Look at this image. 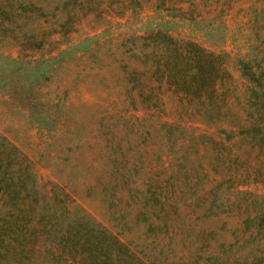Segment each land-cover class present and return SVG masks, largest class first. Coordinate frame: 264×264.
Listing matches in <instances>:
<instances>
[{"label": "trees", "instance_id": "16d2710c", "mask_svg": "<svg viewBox=\"0 0 264 264\" xmlns=\"http://www.w3.org/2000/svg\"><path fill=\"white\" fill-rule=\"evenodd\" d=\"M248 1L249 19L263 22L264 0ZM145 2L155 15L146 16L142 34L128 36V80L131 89L137 90L130 101L146 104L161 114L159 128L166 154L163 175H203L205 185L181 205L180 197L169 196L159 184L155 190L140 191L137 186H144L145 180L135 185L122 180L119 185L112 179L111 186H103L110 196L122 200L121 189L115 191L114 187L125 185L122 188L133 202L114 210L115 219L124 227L130 226L129 221L136 225L142 222L144 231L155 233L149 244L139 243L138 238L131 246L133 241H125L76 206L59 182L43 181L34 175L29 163L23 166L25 157L22 161L18 158L16 147L0 141V264H241V255L229 252L238 239L226 246L213 236V228L201 225L185 236L181 224L185 228L187 222L195 220L226 219L244 207L252 209L243 222L252 228L249 255L252 263L256 259L257 242L264 238L256 221L264 215L256 205L259 195L250 194L244 204L242 196L248 192L239 187L256 180L255 175H264L258 169L259 151L264 153V51L261 57L249 51L234 56L226 47L210 49L187 32L192 28L197 31L204 6L209 7L206 13H224L232 0H0V31L10 33L19 48L42 49L66 43V37L90 19L99 20L96 28L104 27L99 33L104 35L106 21L142 12ZM32 17H50L51 21L15 27ZM217 18L222 29V15ZM38 26L40 37L35 33ZM59 37L65 39L60 42ZM57 50L56 56L38 60L36 69L63 61L72 48ZM233 65L245 81L238 99L232 93ZM60 102L58 98L52 106ZM190 149L196 159L189 156ZM161 171L149 175H160ZM132 189L137 191L134 196ZM164 237L168 238L165 242ZM185 239L190 246L186 253H178L176 241ZM212 242L222 249L217 250Z\"/></svg>", "mask_w": 264, "mask_h": 264}, {"label": "rangeland", "instance_id": "374dc122", "mask_svg": "<svg viewBox=\"0 0 264 264\" xmlns=\"http://www.w3.org/2000/svg\"><path fill=\"white\" fill-rule=\"evenodd\" d=\"M249 5L248 0H232L231 7L224 8V13L211 14L206 13L209 7L204 6L197 31L192 28L187 32L194 33L210 49L217 51L226 47L234 56L240 51H249L261 57L264 51V27L260 26L264 21L256 23L254 18L249 19ZM150 14L155 15L150 11L149 3L145 2L142 12L136 10L124 17L106 21L107 32L104 35L99 34L104 27L96 28L99 20L90 19L69 34L66 43L48 45L42 49L19 48L15 40L9 37L10 33L4 35L0 31L1 143L10 148L16 147L18 158L25 157L23 162L29 163L34 175L42 177L43 181L59 182L76 206L110 227L125 241H133L131 246L138 242V238L139 243L146 241L149 244L155 233L144 231L142 222L136 225L133 221L128 222L129 218L127 222L130 226L124 227L121 220L115 219L116 214L112 215L114 210L125 209L133 202L122 188L125 185L114 187L115 191L116 188L121 189L120 195L123 194L125 198L122 200L118 196H110L103 186H111L112 179L119 185L122 180L130 185L145 180L144 186H137L140 191L155 190L159 184L169 196L180 197L181 205L207 180L203 175L199 176L200 179L196 175H163L161 165L166 154L162 149L159 128L161 114L146 104L137 102L134 105L130 101V95L137 96V90L131 89L132 84L128 80L127 71L131 67L128 36L142 34L146 30V16ZM219 14L224 21L222 29L217 18ZM48 21H51L50 17H32L28 21L18 22L15 27L19 28L23 23L41 26ZM39 26L35 31L39 33L38 37L42 33ZM62 39L65 38L59 37L60 42ZM66 46L72 50L63 61L56 60L52 65L36 69L38 60L56 56L59 53L57 48ZM261 64L264 65V62ZM231 70L232 93L238 99L245 81L234 65ZM58 98L62 102L53 107ZM136 99L139 101L140 98ZM188 152L189 156L198 157L192 149ZM263 158V151H259L260 172L264 171ZM151 171L161 173L149 175ZM255 179L239 188L248 192L242 196L244 204L248 201L246 197L252 196L250 194L259 195L256 205L262 216L264 175H255ZM131 193L134 196L137 191L132 189ZM244 208L234 215L231 213L226 219L222 216L214 221L195 220L189 225L187 222L185 228L181 224L183 234L191 235L190 232L196 231L198 225L205 229L211 227L213 236L217 241L223 240L226 246L238 239L229 252L241 255V264H264V238L257 242L256 259L253 263L250 260L252 243L248 242V237L252 228H246L243 221L252 209ZM256 222L259 223L261 236L264 234V219ZM170 234L171 231L168 236ZM167 237L163 238L164 242ZM175 246L178 253H186L190 242L188 239L182 243L176 241ZM215 248L222 249L218 243H215Z\"/></svg>", "mask_w": 264, "mask_h": 264}]
</instances>
